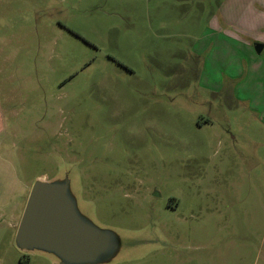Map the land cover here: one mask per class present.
<instances>
[{
  "label": "rangeland",
  "instance_id": "rangeland-1",
  "mask_svg": "<svg viewBox=\"0 0 264 264\" xmlns=\"http://www.w3.org/2000/svg\"><path fill=\"white\" fill-rule=\"evenodd\" d=\"M260 32L264 0H0V264H60L16 240L40 177L111 233L86 264H264Z\"/></svg>",
  "mask_w": 264,
  "mask_h": 264
},
{
  "label": "water",
  "instance_id": "water-1",
  "mask_svg": "<svg viewBox=\"0 0 264 264\" xmlns=\"http://www.w3.org/2000/svg\"><path fill=\"white\" fill-rule=\"evenodd\" d=\"M258 53L263 43H256ZM16 240L23 250H42L60 264H86L106 255L114 242L109 231L81 216L70 195L68 177H40L32 185Z\"/></svg>",
  "mask_w": 264,
  "mask_h": 264
},
{
  "label": "crops",
  "instance_id": "crops-1",
  "mask_svg": "<svg viewBox=\"0 0 264 264\" xmlns=\"http://www.w3.org/2000/svg\"><path fill=\"white\" fill-rule=\"evenodd\" d=\"M263 34V35H262ZM261 35V36H260ZM255 39H261V41H263V44H264V32L262 33V32H260L259 33V36L258 37H255ZM264 50V49H263ZM0 128H1V115H0ZM27 196H29V195H27ZM1 199V198H0ZM26 200H27V198H26ZM26 202L27 201H25V204H26ZM25 204H24V206L22 207V211L24 210V208H25ZM0 209H1V207H0Z\"/></svg>",
  "mask_w": 264,
  "mask_h": 264
}]
</instances>
